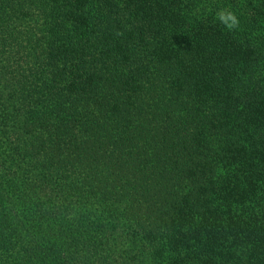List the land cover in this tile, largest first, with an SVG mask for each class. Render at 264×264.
<instances>
[{"label": "trees", "instance_id": "trees-1", "mask_svg": "<svg viewBox=\"0 0 264 264\" xmlns=\"http://www.w3.org/2000/svg\"><path fill=\"white\" fill-rule=\"evenodd\" d=\"M0 264H264V0H0Z\"/></svg>", "mask_w": 264, "mask_h": 264}]
</instances>
